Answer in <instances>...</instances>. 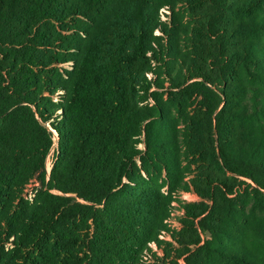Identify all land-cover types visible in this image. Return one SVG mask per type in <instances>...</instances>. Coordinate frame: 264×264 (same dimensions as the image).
Returning <instances> with one entry per match:
<instances>
[{"label":"trees","instance_id":"trees-1","mask_svg":"<svg viewBox=\"0 0 264 264\" xmlns=\"http://www.w3.org/2000/svg\"><path fill=\"white\" fill-rule=\"evenodd\" d=\"M0 264H264V0H0Z\"/></svg>","mask_w":264,"mask_h":264},{"label":"rangeland","instance_id":"rangeland-1","mask_svg":"<svg viewBox=\"0 0 264 264\" xmlns=\"http://www.w3.org/2000/svg\"><path fill=\"white\" fill-rule=\"evenodd\" d=\"M62 67L69 68L67 66H62ZM47 126H49L48 123H47ZM54 136H55V133H54ZM56 148H57V142H54L53 147L50 150V152L48 153L47 158H46V171H49V169H50V166H51L52 161H53V157H54L55 152H56ZM140 148L143 149V146H140ZM247 182H250V181H247ZM35 185H36L35 183H32V184L30 183L28 186H26V190H25L26 194H28L29 192H34V188L37 186V185L36 186ZM181 195H182L181 192L178 193L177 199L180 200V201H185V198L183 196H181ZM194 200L198 201L199 199L197 197H195ZM175 210H177V205L176 204L174 205V209H173V217H179V215L176 214ZM169 227H170V229L174 228L172 226V224H170Z\"/></svg>","mask_w":264,"mask_h":264},{"label":"built area","instance_id":"built-area-1","mask_svg":"<svg viewBox=\"0 0 264 264\" xmlns=\"http://www.w3.org/2000/svg\"><path fill=\"white\" fill-rule=\"evenodd\" d=\"M56 136V135H55ZM54 136V142H57L56 141V137ZM52 163H53V161H52ZM51 167H52V164H51V166H50V169H51ZM50 169H49V171H47V178H48V175H49V173H50ZM31 184L32 183H35L36 185H38V183L36 182V181H32V182H30ZM29 183V184H30ZM28 184V185H29ZM27 185V186H28ZM35 185V186H36ZM25 190H26V188H25ZM34 193H35V190H34V192H29L28 194H26V192H25V194H24V197L26 198V199H28V200H30V201H32V199H33V197H34ZM182 195L181 196H183L184 198H185V201H194V199H195V195L194 194H191V193H181ZM172 205H175V202H173L172 203ZM176 214H178L179 216L181 215V213L180 212H176ZM173 215V214H172ZM168 223H169V225L170 224H172V226L174 227V228H177L178 227V223H177V221L176 220H169L168 221Z\"/></svg>","mask_w":264,"mask_h":264}]
</instances>
